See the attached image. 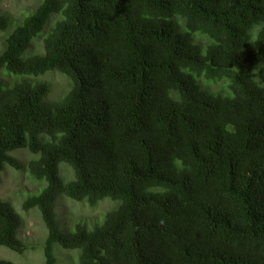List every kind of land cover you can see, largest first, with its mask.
Wrapping results in <instances>:
<instances>
[{
	"label": "trees",
	"instance_id": "1",
	"mask_svg": "<svg viewBox=\"0 0 264 264\" xmlns=\"http://www.w3.org/2000/svg\"><path fill=\"white\" fill-rule=\"evenodd\" d=\"M8 16L0 175L45 182L21 205L46 228L43 264L54 245L78 264H264V0H40ZM51 73L68 84L49 100ZM62 196L115 205L60 232ZM22 224L0 200L1 247L27 250Z\"/></svg>",
	"mask_w": 264,
	"mask_h": 264
},
{
	"label": "rangeland",
	"instance_id": "2",
	"mask_svg": "<svg viewBox=\"0 0 264 264\" xmlns=\"http://www.w3.org/2000/svg\"><path fill=\"white\" fill-rule=\"evenodd\" d=\"M40 0H0V13H6L10 19L22 18L23 14L32 11ZM54 18L51 17L49 25H52ZM7 30H0V51L3 48L4 38ZM41 47V41L36 39L33 42V49L38 51ZM41 79L48 85L49 100L58 98L67 88V81L57 73L46 74ZM10 80L0 72V84H5ZM16 157L22 163L29 159L36 158L38 155L30 153L27 149H18L10 154ZM60 177L64 181L72 178V172L64 163L59 165ZM45 186V182H35L31 180L24 172L14 171L10 167H5L0 175V200H7L13 206L14 210L22 219L20 228V239L27 245V250L19 255L5 247L0 246V259L10 261L14 264H43V253L41 245L46 237V229L41 221L37 209L27 212L22 211L21 205L29 196L39 194ZM55 219L60 232L72 231L77 223H84L88 229H92L93 224L101 223L103 215L112 207V203L103 200L95 207L88 206L85 202H75L65 197H59L55 204ZM53 253L57 259L56 264H78L77 251L65 250L58 245H54Z\"/></svg>",
	"mask_w": 264,
	"mask_h": 264
},
{
	"label": "clouds",
	"instance_id": "3",
	"mask_svg": "<svg viewBox=\"0 0 264 264\" xmlns=\"http://www.w3.org/2000/svg\"><path fill=\"white\" fill-rule=\"evenodd\" d=\"M0 14H1V13H0ZM8 17H9V16H8ZM9 18H10V17H9ZM6 36H7V35H6ZM6 36H5V37H6ZM4 39H5V38H4ZM3 47H4V43H3ZM2 49H3V48H2ZM2 49H1V50H2ZM255 71H256V68H254V69L252 70V73H254ZM10 154H11V153H10ZM67 166H68V165H67ZM68 168L71 170V168H70L69 166H68ZM71 172H72V170H71ZM59 175H60V171H59ZM72 177H73V173H72ZM71 179H72V178H71ZM71 179H70V180H71ZM104 200H105V199H104ZM106 200H107V199H106ZM108 201H109V200H108ZM23 202H24V201H23ZM109 202H110V201H109ZM111 203H112V202H111ZM97 205H98V204H97ZM97 205H96V206H97ZM114 205H115V203L113 202L111 208H113ZM111 208H110V209H111ZM21 209H22V208H21ZM110 209H109V210H110ZM109 210H108V211H109ZM22 211H23V210H22ZM106 212H107V211H106ZM106 212H105V213H106ZM105 213H104V214H105ZM97 224H99V223L93 224L92 226H95V225H97ZM44 227H45V226H44ZM45 229H46V228H45ZM46 237H47V231H46ZM46 237H45V239H46ZM62 249H63V248H62ZM71 251H74V250H71ZM77 258H78V254H77ZM43 259H44V258H43ZM56 263H57V259H56Z\"/></svg>",
	"mask_w": 264,
	"mask_h": 264
}]
</instances>
